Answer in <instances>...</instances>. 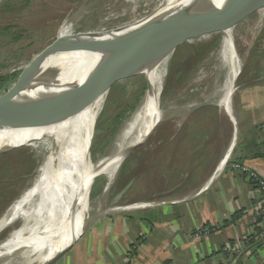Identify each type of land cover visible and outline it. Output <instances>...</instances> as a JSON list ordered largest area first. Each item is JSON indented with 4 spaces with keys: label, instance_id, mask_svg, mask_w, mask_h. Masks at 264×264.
<instances>
[{
    "label": "rangeland",
    "instance_id": "374dc122",
    "mask_svg": "<svg viewBox=\"0 0 264 264\" xmlns=\"http://www.w3.org/2000/svg\"><path fill=\"white\" fill-rule=\"evenodd\" d=\"M160 1L1 0L0 29L5 26H9L10 29L8 34L0 33V76L14 73L15 76L0 87V101L7 96L23 69L59 35L101 31L135 23L150 16L154 18ZM257 11H249L230 26L233 43L241 61V73L235 79V88L231 97L233 108L231 122L227 121V112L220 106L224 96L226 67L219 57L218 50L224 31L204 33L199 29L192 38L177 44L170 53L165 64L159 96L160 121L149 138L124 155L116 170L114 181L112 180L101 203L99 200L106 189L108 178L104 173L95 176L87 208L89 219L99 212L137 208L152 202L159 204L173 202L183 186L180 182L185 181L184 171L181 172L183 168L179 173L177 172L183 164L179 160V155L183 157V153L188 150L189 153L185 154L192 157V151L199 144L205 147L206 152H210V141L201 130L209 133V138L211 134H215L213 131L217 132L212 147L219 148L220 145L225 153L219 158L218 168L225 169L229 162L232 163L229 153H226V147L229 143L233 145L237 138V130H239L237 114L264 111L259 103L254 104L250 98L245 99L243 95L248 85H258L252 89H264L262 84L264 83V11ZM213 38L217 42L216 47L214 45L209 50L192 47L197 43L211 41ZM200 51L204 53L201 57ZM183 58L187 61L178 67ZM178 68L182 69L179 75H177ZM147 80L150 82L148 69L139 68L115 80L111 85L94 126L90 145V159L93 163L110 158L115 153L122 129L144 97ZM204 102L208 105L197 107ZM195 128L196 133L191 137L188 129ZM234 128H236V138L232 141ZM29 139L30 137L24 138L0 147L4 149L0 152V219L22 191L24 192L31 185L45 156L42 148H37L36 144H28ZM129 147L126 146L125 150ZM122 163H125V167L120 170ZM243 166L246 170L233 168L231 170L247 175L251 184L260 193V198L252 205V211L255 215L256 212L263 213L264 194L251 174L254 173L263 180L264 178L248 166ZM191 168L193 170V164ZM193 172L192 179H195L199 176L200 170ZM124 180L125 183L130 180L133 182L127 192L118 198L117 194L124 185L122 183ZM23 220V216H18L11 224L0 229V245L14 229L21 227ZM259 224L263 226V222ZM202 228L204 226H199V230L193 235L197 237L209 233L208 229L204 231L205 233H201ZM31 230L30 228L24 233L25 238L31 235ZM38 233L37 236H41L40 230ZM242 239L245 240V235L242 236L241 241L234 242L235 248L231 249V254L238 253V248L243 243ZM230 247L228 245L224 249L230 250ZM33 250L34 244L25 241L23 245L9 253L0 255V264L43 263L44 249L35 253ZM128 259L126 256V261Z\"/></svg>",
    "mask_w": 264,
    "mask_h": 264
},
{
    "label": "bare ground",
    "instance_id": "6f19581e",
    "mask_svg": "<svg viewBox=\"0 0 264 264\" xmlns=\"http://www.w3.org/2000/svg\"><path fill=\"white\" fill-rule=\"evenodd\" d=\"M193 1L161 0L154 16L162 18ZM213 1L218 4L222 0ZM254 7L257 12L264 11L260 4ZM220 42L218 54L226 67L220 106L233 119L231 97L235 78L241 71V61L233 43L232 27L224 32ZM172 49L173 45L167 46L151 58L139 61L152 66L148 69V88L122 129L115 153L96 164H91L88 155L94 126L110 88L109 80L101 81L102 75L98 74L105 57L83 50L52 55L45 60L41 67L42 85L27 104L28 109L36 110L38 121L33 127L0 129V147L30 137L28 144H36L45 152L31 185L22 191L0 219L1 229L18 216L24 217L21 227L14 229L0 245V255L26 241L34 244V253L44 249L42 260L45 261L66 249L86 229L89 220L87 192L92 179L101 173L108 178L99 200L101 203L123 159L125 147L142 142L160 121L159 96L165 64ZM30 228L32 233L25 238L24 233ZM39 230L41 236H37Z\"/></svg>",
    "mask_w": 264,
    "mask_h": 264
},
{
    "label": "crops",
    "instance_id": "0c3cea01",
    "mask_svg": "<svg viewBox=\"0 0 264 264\" xmlns=\"http://www.w3.org/2000/svg\"><path fill=\"white\" fill-rule=\"evenodd\" d=\"M256 86H246L243 95L263 109L264 89H252ZM236 117L237 138L225 151L231 162L246 165L264 178V111L239 112ZM218 149L209 152L204 164H193L199 176L185 180L173 202L97 213L53 264H264V241L256 251L245 245L246 239L237 254L224 249L254 233L252 205L260 193L246 174L231 170L230 162L225 169L218 168L225 154L224 148ZM235 213L237 219L227 223ZM199 226L209 233L194 236Z\"/></svg>",
    "mask_w": 264,
    "mask_h": 264
},
{
    "label": "water",
    "instance_id": "95a60500",
    "mask_svg": "<svg viewBox=\"0 0 264 264\" xmlns=\"http://www.w3.org/2000/svg\"><path fill=\"white\" fill-rule=\"evenodd\" d=\"M258 4L264 6V0H222L218 4L213 0H194L191 5L162 18L150 16L141 21L112 29L59 35L23 69L7 96L0 101V129L33 127L38 121L36 110L28 109L27 104L34 91L42 85L41 67L43 62L52 55L83 50L103 55L105 57L104 62L102 68H99L98 74L102 75L101 81L109 80L111 88L115 80L133 73L139 68L149 69L152 67L149 64L139 63L141 59L151 58L155 53L170 45H173V51L177 44L192 38L199 29H202L204 33L218 30L225 32L232 22L249 11L256 10L254 6ZM148 85L147 80V88ZM206 105L208 104L204 102L197 107ZM149 136L147 135L143 141ZM235 138L236 128H234L232 141ZM134 146L124 150L122 158ZM3 150L0 148V152ZM88 159L91 164H96L90 159V149ZM93 181L94 178L92 184ZM132 182L133 180L128 181L121 188L117 194L118 198L127 192ZM90 189L87 192V202H89ZM97 217L90 218L87 227ZM84 231L85 229L66 249L46 259L41 264L56 262L80 238Z\"/></svg>",
    "mask_w": 264,
    "mask_h": 264
},
{
    "label": "trees",
    "instance_id": "16d2710c",
    "mask_svg": "<svg viewBox=\"0 0 264 264\" xmlns=\"http://www.w3.org/2000/svg\"><path fill=\"white\" fill-rule=\"evenodd\" d=\"M9 29H10V27L9 26H5V27H3V28H1L0 29V33H3V34H5V33H7L8 34V32H9ZM17 37H19V36H17ZM215 45V47L217 46V42L215 41V38H213L211 41L209 40V41H205L204 43H197L196 44V46H192L193 48H198V49H202V48H204V49H206V50H209L212 46H214ZM201 54V55H200ZM200 57L204 54L203 52H201L200 51ZM184 60H182L181 62H180V64L178 65V67L179 66H182L183 65V63L185 62V61H187L186 60V58H183ZM182 73V69H180V68H178L177 69V75H179V74H181ZM14 77L15 76V73L14 74H11V75H6V76H0V87L1 86H4L7 82H8V80H10L11 79V77ZM229 128V127H228ZM206 136H207V138L209 139V144H211V146H209V149H210V152H214L215 151V153L219 150L218 148H214V147H212V145L215 143V141L213 140V139H215V137H216V131H213L215 134L214 135H212L211 134V136H210V138H209V133L207 134L206 133V131H204V130H201ZM188 132H189V134H190V136L191 137H193L194 136V134L196 133V128L194 129V130H190V129H188ZM192 133V134H191ZM227 135H228V131H227ZM217 137L219 138V133L217 134ZM206 139V138H205ZM228 139V138H227ZM226 139V140H227ZM206 141H207V139H206ZM221 146L219 145V148H220ZM193 148V147H192ZM194 149V148H193ZM186 152H188L189 153V151L188 150H186L185 151V153ZM185 153H183V157H180V155H179V160H181L182 162H183V164L181 165V169H179V170H177V172L179 173L180 172V170H182V168H183V170L181 171V172H183L184 171V175H183V178H184V180H190V176L192 175V173H193V170H192V168H189L188 167V165H189V163H192V164H195V162H199V165L204 161V160H206V159H208V154H209V152H206V150H205V147H202L200 144L195 148V150H193L192 151V157L190 156V155H188V154H185ZM196 153V154H195ZM195 154V155H194ZM207 161V160H206ZM206 161H204L202 164H204ZM123 167H125V163H122V165L120 166V170H122L123 169ZM186 167V168H185ZM184 168L186 169V170H184ZM192 170V171H191ZM125 179H126V176H125ZM188 182V181H187ZM186 182V183H187ZM122 183H124V185L126 184L125 183V180L122 182ZM185 183V181H181L180 182V184L182 185V184H184ZM123 185V186H124ZM122 186V187H123ZM237 217H238V214L237 213H235L232 217H231V219L227 222V223H232V222H234L236 219H237ZM255 222L253 223V226H254V233L252 234V235H247V237H246V246H248L250 249H253L252 251H256L258 248H260L261 246H262V244H263V241H264V238H262L261 239V237L263 236L264 237V226H261L259 223L260 222H263L264 223V212L263 213H260V214H256L255 215Z\"/></svg>",
    "mask_w": 264,
    "mask_h": 264
},
{
    "label": "built area",
    "instance_id": "2783aa9c",
    "mask_svg": "<svg viewBox=\"0 0 264 264\" xmlns=\"http://www.w3.org/2000/svg\"><path fill=\"white\" fill-rule=\"evenodd\" d=\"M230 168H233V169H242V170H246V168H244V166L243 165H240V164H238V163H236V162H232V163H230ZM252 175V177H253V180L257 183V185L260 187V189H261V191H262V193L264 194V180L263 179H261L260 177H258L256 174H254V173H252L251 174ZM256 214H258L257 212H256ZM206 229H208V228H206V227H204V228H202V232L201 233H205L204 231L206 230ZM199 230V229H198ZM197 230V231H198ZM209 230V229H208ZM197 233V232H196ZM246 239V238H245ZM242 246V245H241ZM230 247V246H229ZM235 248V245H233V246H231L230 247V250H228V249H226L227 251H231V249H234ZM240 248H238V250H239Z\"/></svg>",
    "mask_w": 264,
    "mask_h": 264
}]
</instances>
